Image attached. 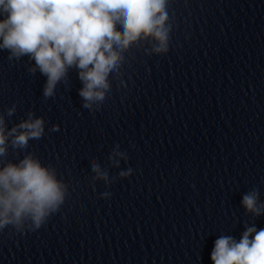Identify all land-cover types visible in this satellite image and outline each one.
<instances>
[{"label": "water", "instance_id": "obj_1", "mask_svg": "<svg viewBox=\"0 0 264 264\" xmlns=\"http://www.w3.org/2000/svg\"><path fill=\"white\" fill-rule=\"evenodd\" d=\"M169 15L168 53L134 47L95 113L77 70L45 100L47 78L0 50V113L16 105L9 128L28 111L44 117L45 136L26 151L71 193L40 230H0V264H213L218 237L264 229V214L241 204L253 187L264 202V0H170ZM116 143L134 173L106 189L90 161L107 164ZM25 154L9 147L7 159Z\"/></svg>", "mask_w": 264, "mask_h": 264}, {"label": "clouds", "instance_id": "obj_2", "mask_svg": "<svg viewBox=\"0 0 264 264\" xmlns=\"http://www.w3.org/2000/svg\"><path fill=\"white\" fill-rule=\"evenodd\" d=\"M169 4L170 0H0L4 17L0 50L8 52L9 61L27 57V71L32 75L39 71L47 78L45 100L55 97L58 84L67 83L70 69L77 70L83 85L79 89L82 107L95 113L112 91L109 77H123L126 54L134 47L146 55L168 53L173 31ZM15 112L13 104L0 113V230L11 226L17 232H35L61 212L71 193L56 167L26 151L30 140L45 136L44 117L28 111L26 119L9 128L6 117ZM59 130L56 124L49 131ZM9 147L26 154L18 162L8 160ZM128 159L127 151L116 143L107 164L98 158L90 161L91 181H103L110 189L117 179L131 177L133 168H121ZM110 168L120 171L112 176ZM100 195L108 198L112 193L106 190ZM241 204L246 214H264L256 187L242 196ZM210 259L213 264H264V229L245 225L238 241L221 235L214 241Z\"/></svg>", "mask_w": 264, "mask_h": 264}]
</instances>
